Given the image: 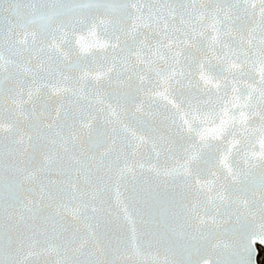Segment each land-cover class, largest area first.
<instances>
[{"label":"snow or ice","instance_id":"snow-or-ice-1","mask_svg":"<svg viewBox=\"0 0 264 264\" xmlns=\"http://www.w3.org/2000/svg\"><path fill=\"white\" fill-rule=\"evenodd\" d=\"M264 0H0V264H258Z\"/></svg>","mask_w":264,"mask_h":264},{"label":"trees","instance_id":"trees-1","mask_svg":"<svg viewBox=\"0 0 264 264\" xmlns=\"http://www.w3.org/2000/svg\"><path fill=\"white\" fill-rule=\"evenodd\" d=\"M264 259V250L258 247V263L261 264Z\"/></svg>","mask_w":264,"mask_h":264},{"label":"water","instance_id":"water-1","mask_svg":"<svg viewBox=\"0 0 264 264\" xmlns=\"http://www.w3.org/2000/svg\"><path fill=\"white\" fill-rule=\"evenodd\" d=\"M257 246L261 247L259 244H257L256 247ZM261 248L264 249V247H261ZM257 255H258V252H257ZM256 259H257V256H256ZM262 264H264V260H263V263Z\"/></svg>","mask_w":264,"mask_h":264}]
</instances>
